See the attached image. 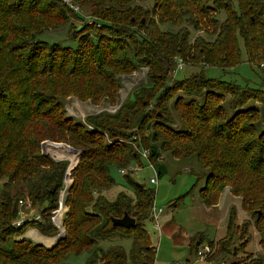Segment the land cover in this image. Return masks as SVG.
<instances>
[{
	"label": "trees",
	"instance_id": "16d2710c",
	"mask_svg": "<svg viewBox=\"0 0 264 264\" xmlns=\"http://www.w3.org/2000/svg\"><path fill=\"white\" fill-rule=\"evenodd\" d=\"M79 1L90 8L88 28L94 24L104 27L110 37L104 36L103 29L94 30V41L91 30L76 29L70 32L78 40L75 48L41 40L38 33L70 18L63 0H0L1 264H69L67 255L84 250H91L86 264H153L155 245L143 228L153 187L139 184L126 171L134 198L123 189L112 199L105 194L115 183L110 164L128 165L139 155L138 149L117 138L133 137L131 130L144 127L150 116L154 125L161 124L159 120L169 112L172 88L164 83L177 58L225 69L241 60L240 38L248 60L264 69V0H236L237 9L231 0ZM220 9L225 11L223 19L216 16ZM163 21L178 28H162ZM189 28L204 34L196 33L190 40ZM137 64L147 67V82L136 85L115 111L86 114L85 120L67 114L63 100L71 94L96 103L106 96L113 102L119 74L133 71ZM181 82H185L186 95L213 87L230 93L228 106L234 112L221 119L224 107L213 105L212 99L203 98L200 103L187 97L182 104L178 99L174 108L181 128L168 127L163 138L154 132L152 140L160 138V146L173 156L191 157L206 169L199 189L204 202L216 203L224 186L240 195L242 208L253 215L264 242V126L257 127V122L264 121V89L244 88L235 81L201 73ZM250 99L262 102L263 107L247 105ZM103 132L111 139H103ZM136 142L150 147L149 136L143 132ZM50 150L75 160L64 197V234L46 246L17 236L30 225L53 233L55 226L48 213L40 221L26 220L18 226L13 220L21 195H28L41 211L57 206L67 160L54 159ZM124 211L135 218L133 226L112 223V217ZM235 216L236 210L229 207L227 231L219 238L218 252H228L234 239L247 235L245 224L239 233L234 229ZM110 235L132 239L129 263L124 247L95 246Z\"/></svg>",
	"mask_w": 264,
	"mask_h": 264
},
{
	"label": "rangeland",
	"instance_id": "374dc122",
	"mask_svg": "<svg viewBox=\"0 0 264 264\" xmlns=\"http://www.w3.org/2000/svg\"><path fill=\"white\" fill-rule=\"evenodd\" d=\"M63 2L69 8L70 18L65 24L47 28L38 33L37 37L41 40L50 43L56 41L60 45H69L75 48L78 40L70 32H77L76 29L79 32L91 30L90 38L94 41L97 40L94 30L99 31L103 29L105 32L104 36H111L106 28L98 27L96 24L92 25L90 29L88 28L86 22L92 21V17L89 14L90 8L87 4H81L79 0H67V2L63 0ZM231 3H233L236 9L238 8L236 0H231ZM75 5L78 8L77 10L73 8ZM75 12L82 17H76ZM216 16L219 19H223L225 17V11L222 9L218 10ZM161 27L171 30L178 28V26L168 21H163ZM189 29L190 40L195 37L194 35L196 33L204 34L202 30L193 31L191 28ZM108 40L106 42H109ZM239 49L241 50V60L225 69L218 66H205L200 62L192 65L181 59L182 63H180L179 67L177 65L174 66L170 74L171 77L164 83L165 86H172V88L168 91L169 97L167 101L170 106L169 112L163 116L164 118L162 120H159L161 124L154 125L153 122L155 119L150 116L144 127H136L135 130H131V133H135L133 137L128 135L117 138L122 139L134 148L136 139L141 132L149 136L148 145L150 144V147L146 145H143V147L147 149L149 154L152 152L151 160L148 159L149 155H147V158L143 157L138 151V159L135 162H128L133 166V169L127 172L134 181H139L147 186L153 187L152 197L154 205L160 207L158 211V228L153 226L150 217L146 218L143 223V228L147 232L150 244L155 245L153 264H169L175 261H178L179 264H245L251 262L254 264H264V242L260 241L259 231L254 225L253 215L242 208L241 196L231 193L229 189L230 192L228 194L219 192L216 203L209 204L204 202L202 196L199 195V189L205 182L204 174L206 169L199 166L191 157L177 158L173 156L169 149L166 150L160 146V138L158 140H152L151 138L154 132L159 133V137L161 138L166 137L168 127L173 129L181 128V120L177 116L176 109L174 108V104L178 99L180 100V104L187 97L189 99L194 98L200 103L203 101V98L212 99L213 105L219 104L224 107V116L221 119L230 117L234 112V108L230 105L228 106L229 99L232 97L230 93L228 94L219 90V88L213 87L203 88L197 95H186L184 93L185 82H181L182 79L186 80L187 77L189 78L192 75L201 73L204 77L235 81L244 88L245 86H254L264 89V69H259L248 60L247 52L240 38ZM177 61L178 58L176 59ZM147 71L148 69L145 65L137 64L133 68V71L119 74V88L113 102L109 101V98L106 96L100 102L96 103L90 98L81 100L71 94L70 97H66L63 100L67 114L71 113L75 117L85 120L86 114L97 113L102 110L115 111L136 85L147 82ZM173 76L175 78H172ZM164 85L163 88H166ZM158 87L156 88L159 89ZM207 93L215 95L209 96ZM76 100L78 101L79 107L75 104ZM248 104L259 110L263 107L262 102L253 99H250L247 102ZM262 126H264V121L257 122L258 128H262ZM103 139L108 140L111 137L106 132H103ZM125 173L116 164H110V174L115 183L105 191L108 198L112 199L116 192L121 189L129 197L134 198L132 185L130 182H127ZM197 175L201 176L198 178ZM152 176L156 178L157 183H151L149 181V178ZM3 180L4 178L0 177V189ZM19 188L21 187L17 186V190ZM151 206L148 209V214ZM229 207H234L236 210L234 229L239 233L242 225L245 224L248 226V232L243 238L234 239L228 252H218L219 238L224 236L227 231L226 218ZM26 233L32 234L33 229L29 228ZM33 238L37 239V241L44 242L46 245H50L55 240L53 236H43V234L41 235L39 233H34ZM115 244L125 248L127 255L126 261L129 263V250L133 246L130 237H121L119 235L106 236V238L99 239L95 246L99 245L105 248L107 245ZM203 246H207L209 251L203 258H198L196 251L202 249ZM90 252L91 250H84L79 253H70L65 260L69 264H86Z\"/></svg>",
	"mask_w": 264,
	"mask_h": 264
},
{
	"label": "built area",
	"instance_id": "2783aa9c",
	"mask_svg": "<svg viewBox=\"0 0 264 264\" xmlns=\"http://www.w3.org/2000/svg\"><path fill=\"white\" fill-rule=\"evenodd\" d=\"M65 2H67V0H64ZM73 8H75L76 10L78 9L77 6H73ZM180 63H182L181 58H178V61L176 62V65L179 67ZM134 148L138 149V151L141 153V155L143 157L147 158V155H149V153L147 152V149H144V147L140 146L137 144V142L134 144ZM53 150H50L51 152V156L54 159H60V158H64L66 156L64 155H60L57 152H52ZM64 159H69L68 157L64 158ZM74 161V160H73ZM73 161H71V159H69L67 161L66 164V170L62 179V185L60 186V188L58 189V193H57V206L50 209V210H39L38 208H36V205H34L33 201L29 198L28 195H21L18 196L17 201H18V209H17V214L13 220V224L15 226L21 225L22 223H24L26 220H36V221H40L42 220V214L44 213H48V216L52 222V224L55 226V231L53 233H45L42 232L43 236H53L55 237V240L53 241V243L58 239L59 236L64 234V218H65V211L67 210V205H66V201L64 200V197L67 193V189H68V183H69V172H70V167L72 166ZM133 166H131V164L128 165H124L120 167V170L123 172L132 170ZM149 181L152 183H157L156 178L154 176L149 178ZM160 210V207H157L154 205V202L149 210V217L151 218L152 224L153 226H156L158 228L159 223H158V217H159V213L158 211ZM37 227L36 225H30V227ZM29 227V226H28ZM27 228V227H26ZM38 228V227H37ZM26 230V229H25ZM24 230V231H25ZM39 230V228H38ZM23 231V232H24ZM22 232V233H23ZM39 232H41L39 230ZM31 237H27L31 240ZM33 238V237H32ZM40 243L45 244L44 242L40 241ZM52 244V243H51ZM46 245V244H45ZM205 247V248H204ZM209 251V248L207 246H203L202 249H199L196 251V256L198 258H203V256ZM169 264H179L178 261L175 262H171Z\"/></svg>",
	"mask_w": 264,
	"mask_h": 264
},
{
	"label": "water",
	"instance_id": "95a60500",
	"mask_svg": "<svg viewBox=\"0 0 264 264\" xmlns=\"http://www.w3.org/2000/svg\"><path fill=\"white\" fill-rule=\"evenodd\" d=\"M141 20H143V18H141ZM137 182L139 184H141V182H139V181H137ZM112 223L114 225L130 227V226H133L135 224V218L132 215L128 214L126 211H124L122 213V216H120V217H112ZM37 243H40V242H37ZM40 244H42V243H40ZM46 246H49V245H46Z\"/></svg>",
	"mask_w": 264,
	"mask_h": 264
},
{
	"label": "crops",
	"instance_id": "0c3cea01",
	"mask_svg": "<svg viewBox=\"0 0 264 264\" xmlns=\"http://www.w3.org/2000/svg\"><path fill=\"white\" fill-rule=\"evenodd\" d=\"M68 97H70V96H68ZM77 100H78V99H77ZM77 100H76V101H77ZM76 101H75V104H76L77 107H79V104H78V101H79V100L77 101V103H76ZM69 114H71V113H69ZM71 115H73V114H71ZM229 192H230V191H229V188H228L227 186H224L220 193L228 194ZM227 196H228V195H227ZM230 199H231V198H230ZM36 208H37V206H36ZM29 228H32V229H33V235H34V233H39V234L42 235V232H39V230H38L37 227H33V226L30 227V226H29V227H27L26 230L22 233V235H19V236H17V237H18V238H21V237H24V238L30 237V236L26 233V231H27ZM31 240L34 241V242H40V241H37V239H34V238H32V237H31ZM52 243H53V242H52Z\"/></svg>",
	"mask_w": 264,
	"mask_h": 264
}]
</instances>
